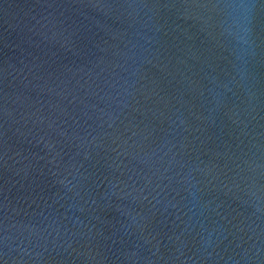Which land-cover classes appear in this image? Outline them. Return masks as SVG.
<instances>
[{
	"label": "water",
	"instance_id": "obj_1",
	"mask_svg": "<svg viewBox=\"0 0 264 264\" xmlns=\"http://www.w3.org/2000/svg\"><path fill=\"white\" fill-rule=\"evenodd\" d=\"M0 264H264V0H0Z\"/></svg>",
	"mask_w": 264,
	"mask_h": 264
}]
</instances>
